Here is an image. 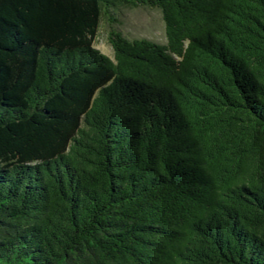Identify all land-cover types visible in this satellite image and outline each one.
<instances>
[{
	"label": "trees",
	"instance_id": "trees-1",
	"mask_svg": "<svg viewBox=\"0 0 264 264\" xmlns=\"http://www.w3.org/2000/svg\"><path fill=\"white\" fill-rule=\"evenodd\" d=\"M0 264H264V0H0Z\"/></svg>",
	"mask_w": 264,
	"mask_h": 264
},
{
	"label": "rangeland",
	"instance_id": "rangeland-1",
	"mask_svg": "<svg viewBox=\"0 0 264 264\" xmlns=\"http://www.w3.org/2000/svg\"><path fill=\"white\" fill-rule=\"evenodd\" d=\"M119 28L129 37H150L154 40H166V27L162 13L153 5L122 7ZM108 25L103 23L97 35L96 46L113 56V46L107 38Z\"/></svg>",
	"mask_w": 264,
	"mask_h": 264
}]
</instances>
